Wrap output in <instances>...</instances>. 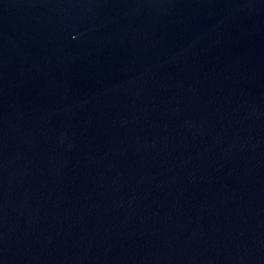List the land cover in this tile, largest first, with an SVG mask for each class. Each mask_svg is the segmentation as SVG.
Returning <instances> with one entry per match:
<instances>
[{
	"label": "water",
	"instance_id": "obj_1",
	"mask_svg": "<svg viewBox=\"0 0 264 264\" xmlns=\"http://www.w3.org/2000/svg\"><path fill=\"white\" fill-rule=\"evenodd\" d=\"M0 264H264V0H0Z\"/></svg>",
	"mask_w": 264,
	"mask_h": 264
}]
</instances>
